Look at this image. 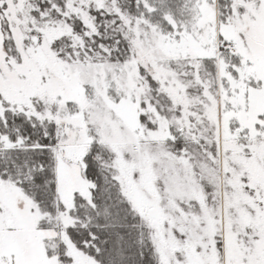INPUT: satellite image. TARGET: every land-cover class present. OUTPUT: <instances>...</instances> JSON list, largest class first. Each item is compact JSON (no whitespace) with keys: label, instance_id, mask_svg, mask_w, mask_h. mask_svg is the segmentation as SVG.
<instances>
[{"label":"snow or ice","instance_id":"obj_1","mask_svg":"<svg viewBox=\"0 0 264 264\" xmlns=\"http://www.w3.org/2000/svg\"><path fill=\"white\" fill-rule=\"evenodd\" d=\"M0 264H264V0H0Z\"/></svg>","mask_w":264,"mask_h":264}]
</instances>
